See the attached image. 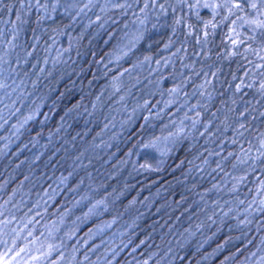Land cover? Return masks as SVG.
Returning a JSON list of instances; mask_svg holds the SVG:
<instances>
[{"label": "trees", "instance_id": "1", "mask_svg": "<svg viewBox=\"0 0 264 264\" xmlns=\"http://www.w3.org/2000/svg\"><path fill=\"white\" fill-rule=\"evenodd\" d=\"M30 3L0 0V264L38 245L41 264L242 263L264 238V207L233 226L264 197V38L234 35L228 3Z\"/></svg>", "mask_w": 264, "mask_h": 264}, {"label": "rangeland", "instance_id": "2", "mask_svg": "<svg viewBox=\"0 0 264 264\" xmlns=\"http://www.w3.org/2000/svg\"><path fill=\"white\" fill-rule=\"evenodd\" d=\"M31 2L30 4H36L39 0H27ZM98 2V15H96L94 19H97L98 16L108 7L116 6L119 4L125 3L127 0H50V6L54 8V10H58L63 12L64 14H69L70 12H76L78 10H83L84 8L87 10V6L91 4V2ZM193 5H197L195 7V12L199 13V11L208 10L207 14H212L214 10L217 7V4L223 3V4H232L235 3L236 0H191ZM204 4L210 5V7H203ZM93 6V5H92ZM215 6V7H213ZM89 8V7H88ZM258 14L255 12H250L248 10L247 5H244V10L239 13L238 17L236 18V23L232 24L231 29L235 28L236 32L243 36H253L254 34H258L259 31H264L261 29H256L255 33L253 32V29H255V25H248L243 24V21L239 20V17H244L245 19H254L256 18ZM260 19H264V17H260ZM241 24L243 26L241 27ZM10 32V31H9ZM12 36V34H10ZM235 35V34H234ZM135 34L131 35V38L134 37ZM136 37V36H135ZM129 39L128 41H125L122 45L116 48V50L110 55L109 60L111 61H117L120 58H122L127 51L133 46V43H131L132 39ZM135 39V38H133ZM133 42V41H132ZM264 43V42H263ZM141 62L136 61L132 64V66L128 67L125 71H123L116 80L113 82L111 81V94L118 91V89H122L125 86V83L129 82V80L132 79L133 75L136 74L141 69ZM120 89V90H121ZM118 93V92H117ZM170 99H167L165 102L164 107H167L169 103L171 102L173 98V94H171ZM183 128L178 127L177 129L172 130H166V132L160 134L158 137H156L150 145L152 148L161 156L165 152H167V149L170 148L171 143L175 140L176 136L180 131H182ZM251 201L247 202L246 205L237 211L235 214L237 217V221L234 223L237 225L238 223H249L252 221L253 218H255L261 208L264 207V197L256 201L255 196L253 198H250ZM240 213V215H239ZM262 219V218H261ZM256 223V222H254ZM249 229L245 230L241 233V235H247ZM202 239V238H201ZM202 242V240H201ZM201 246V244L199 245ZM47 246L38 245L29 247V249H25L24 251H20L18 255H16L15 259L13 257V264H41V262L45 259V253L48 251L46 250ZM40 250V257L36 260V262H33V256L36 254V252ZM45 250V251H44ZM47 257V256H46ZM110 262V261H109ZM146 264H148L146 262ZM240 264H264V238L262 241L256 245V250L249 252L246 259L242 261Z\"/></svg>", "mask_w": 264, "mask_h": 264}, {"label": "snow or ice", "instance_id": "3", "mask_svg": "<svg viewBox=\"0 0 264 264\" xmlns=\"http://www.w3.org/2000/svg\"><path fill=\"white\" fill-rule=\"evenodd\" d=\"M247 5L248 10L250 12H255L258 15L254 19H245L244 17H239L238 19L243 21V24H248V25H255V29H253V32L255 33L256 29H261L264 30V19H260V17H264V0H236L235 3L231 4V7L229 8V14H232L234 11L239 10L243 11L244 10V5ZM117 7H123V5H116ZM197 5H190V7H196ZM226 5H219V7H225ZM203 7L207 8L210 7L208 4H204ZM215 7V6H213ZM228 17L226 16L225 19ZM236 21H233V24H235ZM241 24V27L243 26ZM214 26V25H213ZM231 32L234 33L237 37L239 36V33L236 32L235 28L231 29ZM264 38V31H261L260 33L254 34L253 36L248 37L250 40H255L258 38ZM231 43L233 46H236L238 44H243L244 40H237V39H232ZM251 51H255L254 49H249ZM264 50V49H262ZM259 55V53H256ZM261 59H264V56L260 57ZM33 116H29L26 119L30 120L33 119ZM145 147H148L147 145Z\"/></svg>", "mask_w": 264, "mask_h": 264}]
</instances>
